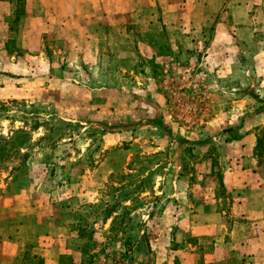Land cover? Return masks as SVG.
Wrapping results in <instances>:
<instances>
[{"label":"rangeland","instance_id":"obj_1","mask_svg":"<svg viewBox=\"0 0 264 264\" xmlns=\"http://www.w3.org/2000/svg\"><path fill=\"white\" fill-rule=\"evenodd\" d=\"M237 1L123 0L122 39L85 63H66L46 38L41 59L0 39V138L39 124L23 144L25 172L12 171L18 157L0 140V251L18 253L6 264L26 250L43 264H180L193 240L174 223L186 182L189 196L212 184L228 218L216 174L245 122L264 114V56L253 60L264 54V13L243 23ZM37 231L49 246L30 243Z\"/></svg>","mask_w":264,"mask_h":264},{"label":"crops","instance_id":"obj_2","mask_svg":"<svg viewBox=\"0 0 264 264\" xmlns=\"http://www.w3.org/2000/svg\"><path fill=\"white\" fill-rule=\"evenodd\" d=\"M121 5L123 0H25L22 16L14 25L16 5L0 0V39L3 48L14 41L18 49L33 56L38 53L40 59L42 40L46 38L65 50L66 63H85L95 57L101 60L108 56L107 41L114 37L122 39V36H114L118 26L122 27L114 22L129 9ZM146 6L153 7L154 3ZM136 13L144 14V11L136 8ZM263 13L264 0H238L232 16L250 23ZM247 29L253 36L256 30ZM257 55L264 56L256 54L254 61ZM252 118L245 122L244 132L239 131L240 138L230 143L235 150L230 151L226 166L221 169L223 192L230 197L228 218L216 207L220 200L212 184L196 185L189 196L186 182L182 190L184 197L179 196V213L174 223L180 232L190 234L193 239L184 241L180 264H264V168L253 156L254 134L248 133L252 128L264 126V114ZM45 233L42 237L41 231L34 232L28 239L33 245L43 240L49 246L52 239ZM4 239H0L2 243ZM203 242H207V246ZM65 250L60 249L56 256L64 254ZM53 252V249L46 250L44 256H51ZM15 253V250L8 254L0 251V264L14 259L18 255Z\"/></svg>","mask_w":264,"mask_h":264},{"label":"trees","instance_id":"obj_3","mask_svg":"<svg viewBox=\"0 0 264 264\" xmlns=\"http://www.w3.org/2000/svg\"><path fill=\"white\" fill-rule=\"evenodd\" d=\"M12 3H14L16 5V14L14 19L12 20V23L14 25H16L19 21V17L22 16L23 13V6H24V2L25 0H8ZM12 42V41H11ZM13 43V42H12ZM0 109L2 110V113L6 112V105L4 103H0ZM264 110V109H262ZM32 114V113H31ZM27 127L23 126V128L18 129L16 131H14L12 133V135L10 137H8L6 140L0 138V140H3L5 142V147L7 145L10 144V146L12 147L13 150V156L14 157H18V166L15 168H12V171H20V172H25L28 168L27 166V160L29 158V148L28 147H23V144L28 140L29 134L33 131H36L39 128V124L35 123V125L32 128H29V131L27 132L25 129ZM233 129L228 130L229 132H232ZM237 138H234V140ZM255 139H256V143L253 149V156L257 159L258 163L260 162V159L262 157L261 151L264 150V148H262L264 146V127L261 128H257L255 130ZM180 144L182 143L181 141L179 142ZM15 144H19L18 146H16ZM11 149V150H12ZM25 150L24 153L21 154L22 150ZM3 151V150H2ZM217 177V183L218 186L220 188V190H224L223 189V185H222V176L221 173L219 172L218 174H216ZM78 231L77 236L78 238H81V234H80V230L76 229ZM80 250H78L79 252ZM79 254L81 256L85 255V252L82 250L79 252ZM80 256V257H81ZM84 258H80L79 261H75L74 258L72 256H61L59 258V262L58 264H84ZM20 264H43V261L37 257L36 255L31 254L29 251H24L22 258H21V263ZM85 264H91V260H88V262H86Z\"/></svg>","mask_w":264,"mask_h":264}]
</instances>
